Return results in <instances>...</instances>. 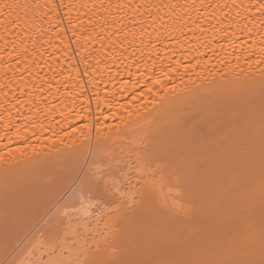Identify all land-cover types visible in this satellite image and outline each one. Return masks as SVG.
<instances>
[{"label":"bare ground","instance_id":"bare-ground-1","mask_svg":"<svg viewBox=\"0 0 264 264\" xmlns=\"http://www.w3.org/2000/svg\"><path fill=\"white\" fill-rule=\"evenodd\" d=\"M260 2L54 0L58 15L37 19L39 28L30 35L23 27L5 33L0 26L8 40L7 46L0 40V84L10 82L15 89H4L15 104L9 109L12 126H6L8 112L0 121V264L49 258L41 233L58 210L80 199L76 162L90 164L104 152L122 161L119 193L114 203L99 209L85 203L72 214L64 259L75 258L76 249L84 250L81 260L92 253L104 258L113 248L121 260L246 259L250 249L260 258L264 17L255 7ZM117 4L126 7L117 10ZM24 78L28 86L22 88ZM42 83L43 91L33 89ZM105 85L114 96L111 107H97L93 99L91 111L76 116L80 99L74 104L73 98L87 101L94 86ZM101 113L109 119L97 121ZM32 118L45 131L35 136L25 131ZM85 123L91 132L74 131ZM145 151L163 158L165 167L138 169L136 156Z\"/></svg>","mask_w":264,"mask_h":264},{"label":"snow or ice","instance_id":"snow-or-ice-1","mask_svg":"<svg viewBox=\"0 0 264 264\" xmlns=\"http://www.w3.org/2000/svg\"><path fill=\"white\" fill-rule=\"evenodd\" d=\"M61 4L59 7H63ZM57 5L53 2H49V0H45L44 4L39 3V0H33V3H28L25 0L24 3H20L19 0H0V26H3L5 33H10L13 28H21L23 27L27 33L30 35L33 29H38L39 25H37V19L43 21L44 19L52 20L53 16L58 15ZM81 7H86V5H81ZM104 7V5H101ZM113 5L108 4L107 8H112ZM117 10L123 9L126 7L124 4H117L115 6ZM128 7H142L141 5H128ZM149 7H151L149 5ZM167 7V5H165ZM239 7V5H237ZM257 10L260 12L261 16L264 17V0H261L259 4L255 6ZM23 12V15H21ZM89 24H92V21H88ZM73 35H76L74 32ZM85 39L88 38L87 33L84 36ZM0 40L4 41L5 46L8 44V40L5 38L3 34H0ZM13 47L16 46L15 41L12 42ZM28 49L25 46V52ZM9 57H11V53H8ZM82 62H86V58H82ZM38 68L39 65L37 64ZM91 67V65H88ZM31 71H29V75H31ZM131 74V73H130ZM39 76V73H36ZM43 80V77H40ZM25 83L22 85L23 87H27V78H24ZM91 83V81H90ZM139 83V81H137ZM156 84H160V81L157 80ZM134 86V85H133ZM45 84H40L39 88L36 89L35 85H33V89L37 91H43ZM48 88H51L52 85L50 83L47 84ZM80 87H83L82 85ZM147 91L149 93L153 92L152 87H148ZM8 88L12 91H15L12 84L10 82H6L4 84H0V121L4 119L3 113L8 112L9 115L7 117V127L12 126V115L9 111L10 108H14L15 104H10L8 100V91L4 89ZM31 92V90H30ZM101 92H104L105 95L103 99H101ZM87 94V90L84 91L83 95ZM20 96H25L26 93L22 90L19 93ZM143 95V93H141ZM80 99V103L75 105L80 108V112L75 113L76 116H80L81 113H87L91 111L90 102L95 99L97 103V107L103 103L107 107H111L114 96L111 92L107 91V85L103 88L93 87V96L88 97V100L85 101L81 96H77L73 98V103L75 104V100ZM16 103H23L19 100ZM63 114V113H61ZM115 114H113L114 116ZM70 119V118H66ZM108 120L109 116L101 115L97 116V121L100 120ZM103 127H108L106 124ZM20 126H16V134L19 135ZM25 131H30L33 136L38 133H42L45 131L43 125L40 124L35 118L31 119V122L28 125L24 126ZM87 130L91 132L92 126L85 123L83 125V129L77 128L75 132H82ZM102 130L100 124L96 125V132L99 134ZM65 135L71 136L72 134L69 132H65ZM99 140V135L97 136ZM122 161L118 160L114 155L108 152L97 154L94 157L90 164L80 165L79 162H76L75 167L79 168V174L76 176V181L79 182L78 189L80 193V199L73 203H68L63 206L62 209L58 210L56 215L49 219L48 221V231L47 233H41L42 236L45 237V242L41 245L42 247H47L51 249L48 253L47 260H40L38 264H264V244H262L260 249V258L256 259L253 250H249L247 253L248 258L246 259H231V260H200V259H180V258H156V259H142V260H121L118 256V249L113 248L111 255L106 256L104 258H100L95 253H92L90 258L81 260L80 256L84 254L83 249H76L75 258L71 260H66L63 258V250L66 245V238L69 232L72 231V214L75 212H79L84 209L85 203L88 206H95L97 209L100 208L101 205L114 203L115 196L119 193V184L120 180L124 175V168L119 165ZM136 165L138 169H152L153 171L162 170L165 167V161L163 158H159L155 153H149L147 151L143 153H138L136 156ZM87 169L86 171L84 169ZM87 198L86 200L84 198ZM79 204V208L77 207ZM87 228V225H84ZM59 249V255L57 254V250Z\"/></svg>","mask_w":264,"mask_h":264},{"label":"rangeland","instance_id":"rangeland-1","mask_svg":"<svg viewBox=\"0 0 264 264\" xmlns=\"http://www.w3.org/2000/svg\"><path fill=\"white\" fill-rule=\"evenodd\" d=\"M9 220H11V219H9ZM2 229V228H1ZM3 235H6L5 233H3ZM2 237V236H1ZM5 237H3V239H4Z\"/></svg>","mask_w":264,"mask_h":264}]
</instances>
